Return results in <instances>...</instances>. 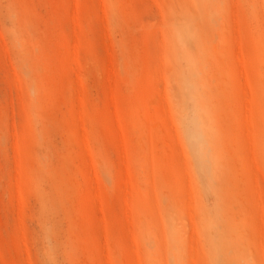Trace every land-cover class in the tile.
Wrapping results in <instances>:
<instances>
[{
  "label": "rangeland",
  "instance_id": "rangeland-1",
  "mask_svg": "<svg viewBox=\"0 0 264 264\" xmlns=\"http://www.w3.org/2000/svg\"><path fill=\"white\" fill-rule=\"evenodd\" d=\"M0 264H264V0H0Z\"/></svg>",
  "mask_w": 264,
  "mask_h": 264
}]
</instances>
